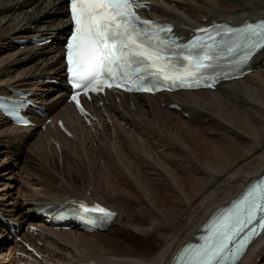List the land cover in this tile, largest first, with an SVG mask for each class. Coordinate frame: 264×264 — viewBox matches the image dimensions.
I'll return each instance as SVG.
<instances>
[{"label":"bare ground","instance_id":"1","mask_svg":"<svg viewBox=\"0 0 264 264\" xmlns=\"http://www.w3.org/2000/svg\"><path fill=\"white\" fill-rule=\"evenodd\" d=\"M145 14L172 21L177 33L187 34V29L218 18L238 24L264 17V0H151ZM67 27L64 0H0V92H32L28 99L46 114L26 128L0 115V180H5L0 182V209L22 228L35 220L38 231L22 230L20 235L33 247L35 255H28L37 264H170L213 212L264 174V49L254 56L249 74L214 90L108 92L101 105L89 103L96 120L86 126L66 101L64 83H46L64 74L59 40ZM46 34L54 35V41L44 47L12 43ZM171 102L179 103L181 111L169 108ZM59 118L72 137L59 130ZM22 159L28 162L26 169ZM69 197L116 210L109 227L115 238L99 239L102 246L92 250L97 243L86 237L88 232L74 226L52 230L32 213L38 204L59 205ZM23 202L26 207L19 212ZM8 228L0 223V264L19 259L14 248L20 242ZM126 232L149 241L154 237L152 252L123 243ZM237 264H264V232Z\"/></svg>","mask_w":264,"mask_h":264},{"label":"snow or ice","instance_id":"2","mask_svg":"<svg viewBox=\"0 0 264 264\" xmlns=\"http://www.w3.org/2000/svg\"><path fill=\"white\" fill-rule=\"evenodd\" d=\"M70 3L74 31L66 45L67 71L70 81L76 82L74 88H83L85 94L99 93L103 85L112 88V81H123L130 74L137 76L140 91H153L156 83L191 88L213 75L221 66L219 61L226 60L232 66V60L238 57L239 66L249 61L254 50L264 49V20L237 29L228 27L226 31L219 25L197 29L207 39L194 35L184 45L167 35L173 30L171 26L164 27L161 22L138 14V10L147 7L140 0ZM213 31L215 35L211 34ZM226 39L227 43H217ZM115 86L122 85L118 82ZM78 96L77 91L71 99L79 106ZM22 103L20 99L0 98V109L16 115ZM17 121L21 122L19 116ZM80 210L96 213L93 223L114 216L103 207L88 208L83 204L73 211L79 214ZM218 212L221 214H214L202 226L205 235L184 245V264H235L250 241L259 235L257 227L264 229V187L258 186Z\"/></svg>","mask_w":264,"mask_h":264},{"label":"rangeland","instance_id":"3","mask_svg":"<svg viewBox=\"0 0 264 264\" xmlns=\"http://www.w3.org/2000/svg\"><path fill=\"white\" fill-rule=\"evenodd\" d=\"M65 6V5H64ZM254 7H256L255 5H254ZM204 22H205V20H203ZM46 46V45H45ZM59 46H60V44H59ZM162 106H164V104H161ZM183 116L185 117V115L183 114ZM201 124H203V122L201 123ZM118 134V133H117ZM214 138H216L217 139V137L216 136H214ZM93 145H95V146H97L96 145V142L94 141L93 142ZM7 154H5L4 156H6ZM0 157H3V155H0ZM10 159H14L15 158V155H13V154H11L10 155ZM32 158H34V154L31 156ZM3 159H1L0 160V163H1V161H2ZM56 162V161H55ZM21 163H23V165L21 166L23 169H26V167H25V165H27L26 163H28V162H24V160L22 159L21 160V162H20V164ZM0 165H2V164H0ZM31 168V167H30ZM62 169H63V167L61 166V163H60V168L58 169L59 171H62ZM81 169H84L85 171H87L88 169H86V168H81ZM0 170H3V167L2 166H0ZM83 170V171H84ZM27 171V173H31V170H26ZM29 171V172H28ZM179 173H181V171L179 172ZM17 174L20 176V178H22V173H21V171L20 172H17ZM21 174V175H20ZM54 177V176H53ZM52 178V177H51ZM118 178V177H117ZM28 181H30V179H31V177L29 176L28 178ZM118 179H120V177L118 178ZM75 180V179H74ZM128 180H130V178L128 179ZM5 181V180H4ZM3 180H0V182H2V183H5ZM12 180H9L8 182H11ZM54 183L55 182H57V179L55 178L54 180H52ZM58 183V185H60L61 184V181H58L57 182ZM17 185H20V182H18V184ZM133 189H135L136 188V185H132L131 186ZM20 190H22V189H20ZM24 192L25 191H22L21 193H19L21 196H24L25 194H24ZM136 192V190H133V194ZM18 201L21 203V201H22V199H18ZM167 201V200H166ZM26 206H25V203H22L21 204V206L20 207H18V209H19V212H21L22 210H24V208H25ZM188 207H190V205H188ZM119 228H121V225H119ZM159 231H157V228H155L154 229V234H156V233H158ZM130 233L131 232H126V237L127 238H125V237H122L123 238V243L124 242H126L127 244H130L132 247H134V248H137V249H140V248H144V249H147V251H149L150 253L152 252V249L155 247L153 244H151V242L152 241H154L155 239H154V237H152V241H149L147 238H142V237H139L138 238V236H134L133 234L132 235H130ZM92 233H90V234H87V238L88 239H92L93 241L95 240L96 241V247H92V250H96V248L97 247H100V246H102V244H100L101 242H100V240L99 239H101V238H108V239H113V238H115L114 236H112V235H114L109 229H107V230H105V231H101V232H97V234L95 233V235L94 236H89V235H91ZM112 234V235H111ZM99 243V244H98ZM9 245H11V243H9ZM104 246V245H103ZM105 248H107V246L105 245L104 246ZM151 248V249H150ZM68 250H70V249H68ZM155 253H156V250H155Z\"/></svg>","mask_w":264,"mask_h":264}]
</instances>
